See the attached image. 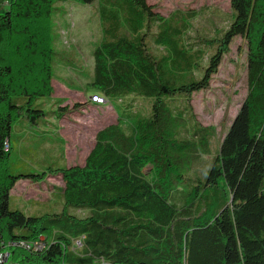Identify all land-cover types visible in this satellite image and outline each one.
I'll return each instance as SVG.
<instances>
[{
  "label": "trees",
  "instance_id": "16d2710c",
  "mask_svg": "<svg viewBox=\"0 0 264 264\" xmlns=\"http://www.w3.org/2000/svg\"><path fill=\"white\" fill-rule=\"evenodd\" d=\"M55 1L59 10L95 0H0V248L8 261L264 264V0H230L228 24L199 47L188 42L197 53L172 24L156 30L162 50L147 45L141 19L129 23L133 12L157 14L146 0H106L110 23L91 50L90 76L53 48ZM236 35L246 47V93L212 153L214 129L196 120L191 95L208 86ZM54 63L87 78L120 109L118 119L96 133L83 164L13 172L12 125L21 138L47 136L68 112L60 101L40 102L52 93ZM46 175L61 177L57 211L10 204L18 179Z\"/></svg>",
  "mask_w": 264,
  "mask_h": 264
},
{
  "label": "rangeland",
  "instance_id": "374dc122",
  "mask_svg": "<svg viewBox=\"0 0 264 264\" xmlns=\"http://www.w3.org/2000/svg\"><path fill=\"white\" fill-rule=\"evenodd\" d=\"M146 1L154 6L153 12L157 14H149L145 11L140 16L133 12L129 14V23H133V17L140 18V28L147 34L144 36L145 42L148 46L155 45L159 51L163 48L155 38L157 28L162 29L167 24H172L176 25L180 31L187 30L181 33V36L185 35L189 37V40L187 41V38H181V40L187 44L185 47L189 53H197L188 42L199 47L203 38L228 24L231 14L230 0ZM58 2L60 1H55L52 5V17L60 15L52 21V31L54 36H57L52 41L53 48L55 45L56 51L68 56L73 64H77L84 70L83 75L90 76L91 50L99 43L101 32L103 33L101 28L104 29V26L107 27L110 23L106 16L111 13V8L106 0H95L89 4L76 1L62 3L63 6L58 10ZM113 7L116 6L113 5ZM126 15L124 11L125 19ZM245 51L243 40L239 35L234 36L208 86L191 95V105L196 120L214 129L210 144L212 153L217 149L246 93ZM208 53H201L199 61L206 60ZM51 72L53 74L50 81L52 93L40 102L42 104L44 102L47 108H53V104L60 101L61 104L68 106V112L59 119H55L56 128L53 134H48L50 136L33 135L32 138H21V131H16L15 126L12 125L9 165L13 172H36L45 170L47 167L83 164L85 156L94 145L96 133L116 123L118 119L117 112L120 109L114 106L115 104L106 101L95 107L87 104L89 97L94 94L88 85L87 78H78L71 67L56 63L51 64ZM76 102L81 103L78 108L74 106ZM139 106L146 110L144 100H138L136 108ZM48 128L51 126L49 125ZM46 138L50 142L44 143ZM211 154L204 155L201 164L197 167L204 166ZM149 168L146 167L144 171L148 172ZM61 186L60 175H46L40 181L18 179L10 190V204L20 206L30 213L36 211L35 204L40 202L41 212L57 211L56 209L61 205L58 196ZM75 213L85 215L86 211L75 210ZM1 264H18V262L7 260Z\"/></svg>",
  "mask_w": 264,
  "mask_h": 264
},
{
  "label": "built area",
  "instance_id": "2783aa9c",
  "mask_svg": "<svg viewBox=\"0 0 264 264\" xmlns=\"http://www.w3.org/2000/svg\"><path fill=\"white\" fill-rule=\"evenodd\" d=\"M98 97L99 96H97L96 94H93V95L90 96L89 99L92 102L103 104L105 102V100L103 99V97L101 99H99ZM4 145H5V147L7 146L6 143ZM8 255H9V251L8 250H6L4 248L3 249L0 248V264L3 263V262H7ZM18 264H28V263H18Z\"/></svg>",
  "mask_w": 264,
  "mask_h": 264
},
{
  "label": "crops",
  "instance_id": "0c3cea01",
  "mask_svg": "<svg viewBox=\"0 0 264 264\" xmlns=\"http://www.w3.org/2000/svg\"><path fill=\"white\" fill-rule=\"evenodd\" d=\"M90 98V97H89ZM106 101V100H105ZM87 104L89 105V106H91V107H95V106H97V105H102V104H100V103H95V102H92L90 99H88V101H87ZM26 128H28V126L27 125H24V129H26ZM26 131V130H25ZM11 195V194H10ZM35 206H36V211H33V212H31V213H34V214H36V213H40V211L42 210V205H41V203L39 202L38 204H35ZM25 210V209H24ZM26 211V210H25Z\"/></svg>",
  "mask_w": 264,
  "mask_h": 264
}]
</instances>
